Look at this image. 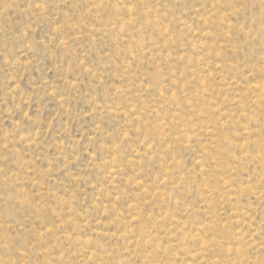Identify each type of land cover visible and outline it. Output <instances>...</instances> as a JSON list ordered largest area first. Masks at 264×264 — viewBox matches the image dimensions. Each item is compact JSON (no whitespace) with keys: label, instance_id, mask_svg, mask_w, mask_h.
<instances>
[{"label":"rangeland","instance_id":"374dc122","mask_svg":"<svg viewBox=\"0 0 264 264\" xmlns=\"http://www.w3.org/2000/svg\"><path fill=\"white\" fill-rule=\"evenodd\" d=\"M0 264H264V0H0Z\"/></svg>","mask_w":264,"mask_h":264}]
</instances>
